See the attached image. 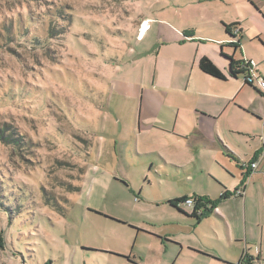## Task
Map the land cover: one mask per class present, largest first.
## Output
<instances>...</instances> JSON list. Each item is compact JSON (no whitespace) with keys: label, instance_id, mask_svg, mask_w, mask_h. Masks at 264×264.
I'll return each instance as SVG.
<instances>
[{"label":"rangeland","instance_id":"obj_1","mask_svg":"<svg viewBox=\"0 0 264 264\" xmlns=\"http://www.w3.org/2000/svg\"><path fill=\"white\" fill-rule=\"evenodd\" d=\"M209 17L191 0H0V126L23 139L19 148L0 141V264H191L188 239L215 246L203 224L215 227L212 218L192 230L170 206L166 135L144 126L141 100L124 85L159 56L157 22L196 27ZM241 45L230 51L245 59ZM251 59L264 76V57ZM205 174L189 181L202 188ZM206 187L214 197L218 185Z\"/></svg>","mask_w":264,"mask_h":264},{"label":"crops","instance_id":"obj_2","mask_svg":"<svg viewBox=\"0 0 264 264\" xmlns=\"http://www.w3.org/2000/svg\"><path fill=\"white\" fill-rule=\"evenodd\" d=\"M191 1L199 6L207 5L210 13V17L205 18L207 22L202 21L204 23L196 27H172L157 22L159 56L144 59L146 71L136 68L128 72L130 77L125 79L124 85L131 99L141 100L138 108L144 113V126L154 124V128L166 135L164 146L169 155L165 158L170 163L166 164L175 170L177 189L175 193L169 192L168 200L201 196L221 203L210 211L212 216L204 217L212 218L209 222L216 226L203 223L215 246L208 245L206 239H188L185 254L190 263L264 264L261 213V206L264 208V155L261 153L264 150V91L244 84L240 77L229 76L225 58L242 59L230 51L240 49L242 42L256 41L264 50V0ZM234 23L239 29L237 49L230 45L224 28ZM243 45L246 58L264 57L262 50L251 46L257 52L247 53ZM144 49L147 52L149 47L144 45ZM204 56L220 69L225 79L211 77L199 69V59ZM260 77L264 79L263 75ZM158 87L162 91L156 92ZM162 112L167 113L165 118ZM140 117L137 109L134 121L138 134L148 136L149 130L140 126ZM109 144L105 145L106 149ZM198 148L206 152L212 150L216 155L204 158L197 154ZM251 162H256L255 168L251 167ZM204 172L206 183L212 181L218 185L214 197L209 195L206 183L198 188L189 181L192 174L197 176ZM184 176L189 182L182 181ZM240 188L244 193L235 195ZM222 193H226L224 198H220ZM226 205L233 207L236 214H227L223 209ZM170 206L192 230L204 219L196 222L190 215L192 212ZM181 244L183 248L185 245ZM171 264L181 263L175 260Z\"/></svg>","mask_w":264,"mask_h":264},{"label":"trees","instance_id":"obj_3","mask_svg":"<svg viewBox=\"0 0 264 264\" xmlns=\"http://www.w3.org/2000/svg\"><path fill=\"white\" fill-rule=\"evenodd\" d=\"M28 15V14H27ZM28 22L31 21V17H28ZM225 31L227 35L229 36V43L232 45L235 49L239 47V29L237 27V24H229V25H224ZM238 29L237 32H235V29ZM236 38V42H233V39ZM226 60L228 61V74L231 77H241L243 78V72L244 70L240 67V64L242 62L241 59L235 60L231 56L225 57ZM198 67L199 69L214 78L217 79H225V75L220 71V69L207 57H202L199 59L198 62ZM243 83L251 86V87H256L258 90H260L253 82L247 81L243 79ZM0 141L4 142L5 144L12 145L14 147L19 148L20 145L22 144V137L21 135L16 132L14 128H12L10 125H2L0 126ZM24 143V142H23ZM226 193H222L220 198H224ZM193 199H195L196 206L193 207V210L195 211L197 207H202L205 211H211L214 209L216 206L215 201H211L207 198L201 197V196H192ZM186 199V197H182L179 199L175 200H170L169 203L173 207H178L179 202H183ZM192 217L198 218V216L195 214V212H192L190 214Z\"/></svg>","mask_w":264,"mask_h":264},{"label":"built area","instance_id":"obj_4","mask_svg":"<svg viewBox=\"0 0 264 264\" xmlns=\"http://www.w3.org/2000/svg\"><path fill=\"white\" fill-rule=\"evenodd\" d=\"M143 24H146V22H142L141 24V27H140V30H139V35L141 37V33L144 32V30L142 31V26ZM146 28H147V24H146ZM238 29L236 28L235 29V32H237ZM233 42H236V38L233 39ZM242 62L240 64V67L244 70L243 72V78H242V81L243 79L247 80V81H251L254 83L257 84V87L260 89V90H263L264 91V79L262 77H260V75H258L256 73V63L253 59H241ZM263 63H264V60H263ZM244 82V81H243ZM262 155H264V150L261 152ZM251 167L252 168H255L256 167V162H251L250 163ZM243 189L240 188L238 190H236L234 192L235 195H239L241 196L243 194ZM182 204H185L189 207H193L196 206V202H195V199H193L192 197L191 198H186L183 202H179L178 205H182ZM201 208L202 207H197L196 209V212H201ZM242 257H244V254H242Z\"/></svg>","mask_w":264,"mask_h":264},{"label":"water","instance_id":"obj_5","mask_svg":"<svg viewBox=\"0 0 264 264\" xmlns=\"http://www.w3.org/2000/svg\"><path fill=\"white\" fill-rule=\"evenodd\" d=\"M209 214H210L209 211H203L202 210L201 212H197L198 218H196V222H198L199 219H202V218L208 216Z\"/></svg>","mask_w":264,"mask_h":264},{"label":"flooded vegetation","instance_id":"obj_6","mask_svg":"<svg viewBox=\"0 0 264 264\" xmlns=\"http://www.w3.org/2000/svg\"><path fill=\"white\" fill-rule=\"evenodd\" d=\"M205 211L203 208H201V211ZM191 212H195V214L197 215V212H196V210L194 211V210H192ZM210 212V211H209ZM198 216V215H197Z\"/></svg>","mask_w":264,"mask_h":264},{"label":"bare ground","instance_id":"obj_7","mask_svg":"<svg viewBox=\"0 0 264 264\" xmlns=\"http://www.w3.org/2000/svg\"><path fill=\"white\" fill-rule=\"evenodd\" d=\"M144 27H145V24H144Z\"/></svg>","mask_w":264,"mask_h":264}]
</instances>
